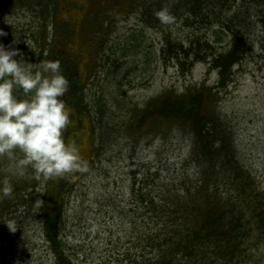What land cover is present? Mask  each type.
<instances>
[{
	"label": "rangeland",
	"instance_id": "1",
	"mask_svg": "<svg viewBox=\"0 0 264 264\" xmlns=\"http://www.w3.org/2000/svg\"><path fill=\"white\" fill-rule=\"evenodd\" d=\"M0 28L60 61L88 163L0 155V264H264V0H0Z\"/></svg>",
	"mask_w": 264,
	"mask_h": 264
},
{
	"label": "clouds",
	"instance_id": "2",
	"mask_svg": "<svg viewBox=\"0 0 264 264\" xmlns=\"http://www.w3.org/2000/svg\"><path fill=\"white\" fill-rule=\"evenodd\" d=\"M161 24L170 25L176 17L167 6L154 12ZM8 33L0 28V38ZM13 37L0 39V155L9 159L22 153L19 165H30L44 177L67 176L75 180L77 173L88 169L75 141L64 132L70 124V113L64 95L69 81L59 60H43L38 64L24 59L25 53ZM12 193L8 177L0 178V194ZM10 231L16 228L6 223Z\"/></svg>",
	"mask_w": 264,
	"mask_h": 264
},
{
	"label": "trees",
	"instance_id": "3",
	"mask_svg": "<svg viewBox=\"0 0 264 264\" xmlns=\"http://www.w3.org/2000/svg\"><path fill=\"white\" fill-rule=\"evenodd\" d=\"M50 1H53V2H54L55 0H50ZM179 6H181V5H179ZM176 7H177V6H176ZM182 7H183V6H182ZM193 9H194V7H193L192 10H191V13H192V14H194ZM229 62H231V60H229ZM229 62H225V63H223V68H224V69L228 67L227 64H228ZM199 104H200V101H199L198 96H191L188 100H184V101L180 102V103H179V106H178V109H179V111L182 112V111L185 110L186 105H188V106L191 108V111H192L191 113L195 114V113L198 111ZM168 114H169V112H165V115H168ZM50 213H51V212H50ZM59 214H60V211H59V210H57L56 212H52L51 215H50V217H49L48 225H49V223L51 222V225H52V227H53V225H54V223H55V221H56L55 218H56V216H59ZM208 219H209V217L205 218L206 223H208V222H207ZM51 225L49 226V230H50V231L53 230V228L51 227ZM47 234H48V233H47ZM48 236H49V239H51V238H50V234H48ZM51 241H52V244H54V242H53L52 239H51ZM52 244H51L50 248H51V249H52V248H55L56 251H57V248L54 247V246H52ZM57 254L60 256V250H59V248H58V253H57Z\"/></svg>",
	"mask_w": 264,
	"mask_h": 264
},
{
	"label": "flooded vegetation",
	"instance_id": "4",
	"mask_svg": "<svg viewBox=\"0 0 264 264\" xmlns=\"http://www.w3.org/2000/svg\"><path fill=\"white\" fill-rule=\"evenodd\" d=\"M82 55V54H81ZM85 58H84V56L82 55V60H84ZM77 75L79 76V77H81V79L83 78V74H81V71H78L77 72ZM79 116L81 117V114H79Z\"/></svg>",
	"mask_w": 264,
	"mask_h": 264
},
{
	"label": "bare ground",
	"instance_id": "5",
	"mask_svg": "<svg viewBox=\"0 0 264 264\" xmlns=\"http://www.w3.org/2000/svg\"><path fill=\"white\" fill-rule=\"evenodd\" d=\"M85 57V56H84Z\"/></svg>",
	"mask_w": 264,
	"mask_h": 264
}]
</instances>
